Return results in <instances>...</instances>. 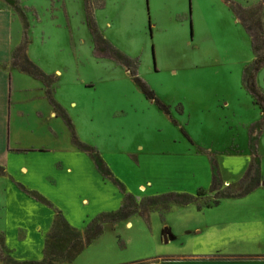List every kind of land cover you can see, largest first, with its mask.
<instances>
[{
	"label": "rangeland",
	"instance_id": "rangeland-1",
	"mask_svg": "<svg viewBox=\"0 0 264 264\" xmlns=\"http://www.w3.org/2000/svg\"><path fill=\"white\" fill-rule=\"evenodd\" d=\"M260 62L264 0H0V264L264 255Z\"/></svg>",
	"mask_w": 264,
	"mask_h": 264
},
{
	"label": "crops",
	"instance_id": "crops-1",
	"mask_svg": "<svg viewBox=\"0 0 264 264\" xmlns=\"http://www.w3.org/2000/svg\"><path fill=\"white\" fill-rule=\"evenodd\" d=\"M94 14H95V17H98L97 11H95ZM13 74L14 73L12 71H10V81H9V78L7 77L8 74H6L4 71H0V82H4V86L0 87V97L4 98V97L9 96V92H10L9 86L11 87V85H12ZM17 77L23 78L24 76H21L19 74ZM20 82H22V80L18 81V83H20ZM60 96H61V94L59 95V97ZM59 100L61 101L60 98H59ZM262 178H263V176H262ZM257 189H259V188H257ZM67 227L69 228L68 225H67ZM60 231L63 235L64 231L62 229ZM62 235H60V237H58V241L56 240L57 242L56 241L53 242V244L55 245L54 248L57 249L58 251L55 250L52 246H51V251H56L58 253L61 252L62 255H65L70 260L78 259V257L82 254L81 253L82 251L80 249H82L83 247L73 248V243L75 242L74 239L70 238L66 235L65 236H62ZM83 236H84V233L82 234V237ZM80 238H81V236H80ZM45 247L47 248V242H46ZM51 251L45 250V248H44L43 256L41 258L37 259L38 261H41V260L42 261L36 262L35 264H53V262L48 263L46 261L47 259L51 258V256L56 257V254L52 255ZM55 263L60 264L58 262H55ZM159 264H264V255L255 254L252 256L243 255V256H231V257H227L224 255L213 256V255H207V254H204V255H186L185 257H183V260H179V261H167L166 260V261L159 262Z\"/></svg>",
	"mask_w": 264,
	"mask_h": 264
},
{
	"label": "trees",
	"instance_id": "trees-1",
	"mask_svg": "<svg viewBox=\"0 0 264 264\" xmlns=\"http://www.w3.org/2000/svg\"><path fill=\"white\" fill-rule=\"evenodd\" d=\"M260 67H261V62L260 63H256L253 66V71H252V74H250V76L248 78L247 84H248V87L251 90V92L257 98H259L260 100H263L264 101L263 96L259 94V91H258L256 82H255L256 74L260 70ZM134 80L137 83V85H139V87L141 88V90L145 93V95L147 96L148 99L154 100L156 102V104H158L161 107H164V104L155 97V94L148 88V86L140 78L136 77V78H134ZM22 187L25 188L24 186H22ZM233 197H235V196H233ZM219 204H220V202H216V205H219ZM122 212H123V208L117 214H122Z\"/></svg>",
	"mask_w": 264,
	"mask_h": 264
}]
</instances>
